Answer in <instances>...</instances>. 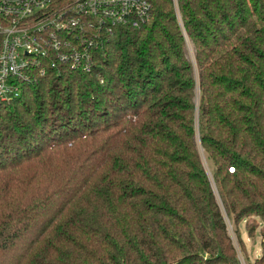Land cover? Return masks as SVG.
Instances as JSON below:
<instances>
[{
    "label": "trees",
    "instance_id": "16d2710c",
    "mask_svg": "<svg viewBox=\"0 0 264 264\" xmlns=\"http://www.w3.org/2000/svg\"><path fill=\"white\" fill-rule=\"evenodd\" d=\"M149 1L91 72L46 61L0 103V264H241L198 134L228 216L264 225L263 0H177L198 81Z\"/></svg>",
    "mask_w": 264,
    "mask_h": 264
},
{
    "label": "built area",
    "instance_id": "2783aa9c",
    "mask_svg": "<svg viewBox=\"0 0 264 264\" xmlns=\"http://www.w3.org/2000/svg\"><path fill=\"white\" fill-rule=\"evenodd\" d=\"M152 14L149 0H0V103L18 96L20 81L47 76L46 61L91 72L118 29Z\"/></svg>",
    "mask_w": 264,
    "mask_h": 264
},
{
    "label": "rangeland",
    "instance_id": "374dc122",
    "mask_svg": "<svg viewBox=\"0 0 264 264\" xmlns=\"http://www.w3.org/2000/svg\"><path fill=\"white\" fill-rule=\"evenodd\" d=\"M263 2H264V0H263ZM175 7H176V13L178 15L179 22L182 25L184 35L186 38V55H187L188 59L194 65L195 76H196V79L198 81L199 80V66H198V63L196 60L197 50H196L195 44L192 42V40L188 37V34L186 33V30H185L183 22H182L180 8H179V4H178L177 0H175ZM257 20H259V17L253 18V21H256L255 26H257L258 29H260V30H264V23L257 21ZM101 81L103 82V79ZM196 103L198 106L199 96H197V98H196ZM197 112H198V110H197ZM197 112H196V121L198 119L197 118L198 117ZM197 141H198V144L200 146L203 162H204L206 170H207V172L211 178V181H212V184L214 187V191L218 197V200L220 202L223 214L225 216V220L227 223L229 234L232 237V240L234 242V246H235L236 251H237V256H238L239 260L242 256H244L247 264H255V260L257 258L261 257L262 252H263V246H262V243H263L262 230L264 227L263 222L260 218L253 219L251 217H248V218L242 220L241 222L236 223L232 217L228 216V214L225 210V207H224V205L220 199L217 187L215 185V182H214V179L212 176V172L214 169L213 164L207 158L205 151L203 150V148L200 144L199 134L197 135ZM251 225L256 226L253 236H250L248 233V226H251Z\"/></svg>",
    "mask_w": 264,
    "mask_h": 264
}]
</instances>
